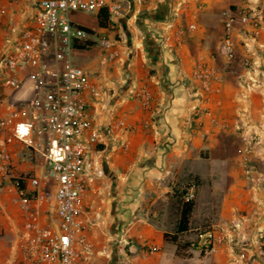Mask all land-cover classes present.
<instances>
[{
  "label": "crops",
  "instance_id": "1",
  "mask_svg": "<svg viewBox=\"0 0 264 264\" xmlns=\"http://www.w3.org/2000/svg\"><path fill=\"white\" fill-rule=\"evenodd\" d=\"M39 0H0V60L18 46L32 24ZM123 6L113 35L118 59L95 71L96 44L75 50L74 61L90 63L100 88L89 114L99 132L86 161L90 180L83 196L86 239L74 264H232L237 252L264 264V0H113ZM262 20L260 35L234 31L236 58L222 53L227 11ZM193 25L194 30L188 26ZM248 61L245 66L244 62ZM207 63L222 76L210 93L191 81L195 66ZM0 118L30 119L35 84L25 75L18 91L2 86ZM146 86L151 101L134 97ZM121 128H116L117 122ZM8 131L0 132V147ZM12 176L44 171L42 151L14 141ZM251 170L247 178L245 170ZM5 181L0 186V264H31L22 259L27 216L37 212L43 227L55 225L53 191L37 190L39 207L22 206ZM194 186L189 230L171 241L179 218L173 194ZM221 227L227 241L212 252L194 248L196 232ZM241 237L245 241H240ZM122 246L123 252L118 251ZM149 247L157 252L150 254Z\"/></svg>",
  "mask_w": 264,
  "mask_h": 264
},
{
  "label": "built area",
  "instance_id": "2",
  "mask_svg": "<svg viewBox=\"0 0 264 264\" xmlns=\"http://www.w3.org/2000/svg\"><path fill=\"white\" fill-rule=\"evenodd\" d=\"M105 9L110 25L107 33L98 38L104 66L119 57L114 32L122 17L123 6L113 0H39L32 24L24 28L18 46L0 60L3 73L2 86L18 91L24 85L25 75L35 84V95L30 100V119L21 120L13 115L0 118V132L8 131L0 147V186L5 181L17 195L22 206H40L37 190L49 187L53 191L55 225L43 227L39 215L27 216V231L21 243L22 259L31 264H74L79 251L89 252L86 239L87 222L83 196L89 184L86 161L98 143L99 132L89 114L90 101L98 99L101 91L97 83L74 61L75 40L90 39L71 13L96 15ZM4 8H0L3 14ZM262 20L250 14L235 15L227 11L223 19L222 53L226 64L236 58L234 31L239 26L250 28L252 38H258ZM194 30L193 25L188 26ZM114 37V40L111 37ZM248 65V61L244 62ZM222 80L221 74L207 63L193 69L192 83L203 93H210ZM135 99L147 107L151 95L146 86L134 94ZM122 122L116 123L121 128ZM18 141L29 149L42 151L44 171L34 176H12V157L6 146ZM247 178L251 170H245ZM194 186L186 190L184 201L194 200ZM258 242H264V229L254 233ZM227 237L221 227L198 230L194 248L199 253L214 251L225 244ZM240 241H245L241 237ZM118 251L123 252L122 246ZM150 254L156 253L149 247ZM232 264H259L246 251L237 252Z\"/></svg>",
  "mask_w": 264,
  "mask_h": 264
},
{
  "label": "trees",
  "instance_id": "3",
  "mask_svg": "<svg viewBox=\"0 0 264 264\" xmlns=\"http://www.w3.org/2000/svg\"><path fill=\"white\" fill-rule=\"evenodd\" d=\"M97 28L99 29H107L110 25V19L107 11L105 9H102L95 15ZM84 29L89 35L93 36L95 33L85 27H81ZM95 42L91 39L86 40H75L73 43V48L75 50H90L95 46ZM186 194V191L182 192V195L180 197V201L178 203L179 206V218L176 223V231L173 236L164 235L165 239L170 238L171 241H175L177 236L187 232L189 230V218L194 206L193 201H184V196Z\"/></svg>",
  "mask_w": 264,
  "mask_h": 264
},
{
  "label": "rangeland",
  "instance_id": "4",
  "mask_svg": "<svg viewBox=\"0 0 264 264\" xmlns=\"http://www.w3.org/2000/svg\"><path fill=\"white\" fill-rule=\"evenodd\" d=\"M70 17H71V20L76 24L92 26L94 23V15H87V14L75 12V13H71ZM98 38H99V36H98ZM98 38L96 37L97 45L92 50L93 56H94L92 60H95V66L93 69H95V71H100L101 69L106 68L108 65L113 63V62H111V63L105 64L104 66H101L100 60H101V57L103 56V53H102L101 48L99 46ZM111 38L114 40L113 36ZM80 62H82V61H77V63H78L77 66L81 67L85 72H87L91 76L92 79L96 80L94 73L92 72L93 69L90 68V65H89L90 63H87L85 61H83L84 63H80ZM183 191H186V190L185 189L177 190L173 194L174 198L176 199V203H179L180 197H181Z\"/></svg>",
  "mask_w": 264,
  "mask_h": 264
}]
</instances>
